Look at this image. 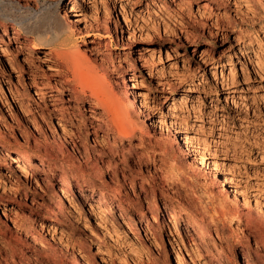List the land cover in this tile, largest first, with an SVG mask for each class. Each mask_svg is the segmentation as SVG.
I'll list each match as a JSON object with an SVG mask.
<instances>
[{
	"label": "rangeland",
	"instance_id": "374dc122",
	"mask_svg": "<svg viewBox=\"0 0 264 264\" xmlns=\"http://www.w3.org/2000/svg\"><path fill=\"white\" fill-rule=\"evenodd\" d=\"M7 4H58L136 133L0 13V264L264 260V0Z\"/></svg>",
	"mask_w": 264,
	"mask_h": 264
},
{
	"label": "bare ground",
	"instance_id": "6f19581e",
	"mask_svg": "<svg viewBox=\"0 0 264 264\" xmlns=\"http://www.w3.org/2000/svg\"><path fill=\"white\" fill-rule=\"evenodd\" d=\"M7 5V0H0V13L2 19L5 22H13L16 27L26 34V36L32 38L33 40H38L37 42H39V44L52 45L51 49L53 53L56 54L57 58L63 62L68 70L74 75L73 86L77 92L81 96H86L89 92V97L103 106V112L107 116L109 130L112 131L114 135H119V137L133 136L136 133V125L127 114L128 112L126 113V111H123L124 106L122 107L120 100L117 99L115 95H112L110 90L106 87L105 77L99 74V70H97V68L87 67L85 65L86 62H84L81 58H72V53H70V49L67 46L74 37V31L72 30L70 24L61 18L58 11V4L50 7L48 6L41 11L36 10L35 12H29L27 14L22 11V8H18V12L16 10V12H10L11 10L9 11L7 9ZM101 66L104 65L101 63ZM97 131L98 130H95V134H97ZM75 137L74 135L71 136L75 147L78 148L79 146L77 145ZM126 160L127 159L124 157V166L127 167L128 161L126 162ZM8 162L9 164L16 165L17 168H23L25 166L24 161L18 156H10ZM127 177L128 176L125 174L123 169V180L126 181ZM103 184H105V182ZM61 211L59 210L58 214H61ZM231 215L233 214L231 213L230 216ZM225 216L226 213L219 215L221 218ZM228 241L232 243L231 239H228ZM256 251L258 252V250ZM0 253L2 254V250H0ZM149 253L150 251L147 253L148 261H144L143 264H157L152 258L151 253ZM177 255H179L178 252ZM219 262L221 264H228V262L222 259H220ZM243 264H264V260L263 258L262 260L259 258L258 260L253 261L250 246L248 244L244 254Z\"/></svg>",
	"mask_w": 264,
	"mask_h": 264
}]
</instances>
